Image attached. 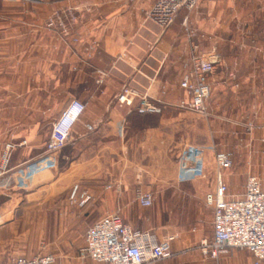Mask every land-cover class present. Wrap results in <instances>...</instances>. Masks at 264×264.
I'll use <instances>...</instances> for the list:
<instances>
[{
    "label": "crops",
    "instance_id": "obj_1",
    "mask_svg": "<svg viewBox=\"0 0 264 264\" xmlns=\"http://www.w3.org/2000/svg\"><path fill=\"white\" fill-rule=\"evenodd\" d=\"M155 2L0 0V152L5 143L27 142L17 147L14 171L0 185L14 183L45 155L53 123L79 100L85 110L58 169L48 172L52 181L45 182L44 173L28 193L43 194L53 205L67 202L48 210L55 221L66 222L69 231L78 221L87 227L119 213L135 229H155L160 239L174 236L173 257L150 264H255L246 250L232 249L218 260L198 252L201 240L213 238L208 201L216 190L219 150L211 137L198 141L195 116L176 105L186 98L179 85L192 68V54L216 50L224 70L207 103L208 135L239 132L248 122L264 126V0H200L168 29L147 17ZM125 88L131 106L117 101ZM144 95L161 103L159 113L137 112ZM256 134L255 145L264 147V129ZM221 174L229 195H236L237 176ZM75 186L91 197L88 202L71 206ZM137 190L153 193L151 207L137 203ZM10 204L0 196V231L16 228L18 221L6 218L18 212ZM17 257L0 255V263Z\"/></svg>",
    "mask_w": 264,
    "mask_h": 264
},
{
    "label": "built area",
    "instance_id": "obj_2",
    "mask_svg": "<svg viewBox=\"0 0 264 264\" xmlns=\"http://www.w3.org/2000/svg\"><path fill=\"white\" fill-rule=\"evenodd\" d=\"M31 1V0H25ZM200 0H156L148 11L147 17L163 29H168L182 10L193 11ZM54 15L49 20V26L56 24ZM75 18H71L74 21ZM65 36H68L67 26L58 22ZM76 42L77 40L74 39ZM196 49V48H195ZM192 68L182 77L180 88L186 94L176 107L190 111L200 117H208V101L213 88L223 80V59L216 50L206 54L194 52L191 56ZM101 75L100 83L103 82ZM229 79H235L233 73L228 74ZM129 91L125 88L117 96V101L123 105L131 106ZM161 103H153L144 95L140 97L137 112L140 115H154L161 111ZM85 110V105L79 100H72L68 107L53 123L49 140L46 144L45 155L38 161L29 163L16 176L14 183L6 181L0 185V190L11 185L19 189H26L40 175L58 169L61 152L67 145L75 124L79 121ZM92 130V126H88ZM23 141L18 146H26ZM14 143L5 146L3 161L0 166V178L13 172L10 166L11 158L18 147ZM215 161L219 169L216 190L208 203L214 210V232L212 239H203L200 242L201 253L210 259L218 260L223 254L232 249L250 252L259 264L264 262V188L262 181L255 175H249L245 190L240 195H229L228 185L221 172L233 165L232 154L216 152ZM79 198L80 205L90 200L87 193L78 194L75 186L71 199ZM136 201L142 207H151L154 195L150 192L137 190ZM174 236L160 239L155 230L141 231L126 223L119 213L106 215L90 225L85 232V243L81 248V256L91 264H150L167 260L173 257L172 243ZM1 264V263H0ZM12 264H56L51 255H38L34 257L19 256Z\"/></svg>",
    "mask_w": 264,
    "mask_h": 264
},
{
    "label": "rangeland",
    "instance_id": "obj_3",
    "mask_svg": "<svg viewBox=\"0 0 264 264\" xmlns=\"http://www.w3.org/2000/svg\"><path fill=\"white\" fill-rule=\"evenodd\" d=\"M182 111L191 113L195 116L197 125L195 136L198 141H203L206 137H211L216 142L219 150L215 151V153L228 152L232 154L233 165L228 169V174L232 177L237 176L238 178L237 185H234L237 186L238 192L236 195L243 193L246 178L249 175L259 177L264 188V147H258L255 145L256 141H254L257 135L256 133L262 131L264 126L259 127L256 123L248 122L245 130L241 129L239 132H236L233 129L228 131L230 132L229 135L222 137L214 134L213 136H209L207 131L208 128H205L207 126V121H205L204 117H200L190 111ZM9 143L13 142L5 143L0 152V166L3 161L5 146ZM15 151L10 163L13 171L15 168ZM42 175L43 177L46 175L47 179L45 182L52 181L51 173ZM33 185L32 183V185L26 189H19L11 185L9 188L0 190V196L4 203L10 201L11 209L15 211L18 210L17 213L14 212L16 214L13 213V215L10 214L6 217L18 221L16 222L15 230L6 229L0 231V255H4L8 257V259H11L14 254L25 257L29 255L33 257L38 255H51L55 258L56 264H87L86 259H83L81 256V248L85 243V232L89 226L86 227L81 221H78L75 226L71 227V230L67 231L68 224H66V222L61 224V222L55 221L56 217L53 216L51 212H48L51 207L62 208L63 204L67 202L57 199L55 205H53L50 201L44 202L43 194H28L39 187ZM79 200L78 198H76V200L71 199V194H69L71 206H77L78 203H80ZM57 219L59 220L61 218L57 216ZM28 220L31 222L28 223ZM92 224H94V222ZM210 238L211 236L207 237V239ZM198 252L203 255L200 250V243Z\"/></svg>",
    "mask_w": 264,
    "mask_h": 264
}]
</instances>
